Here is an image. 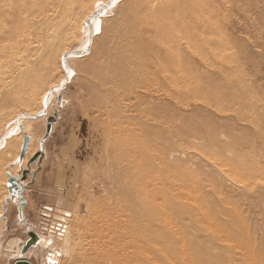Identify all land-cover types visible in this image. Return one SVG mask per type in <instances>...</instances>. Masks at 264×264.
Instances as JSON below:
<instances>
[{
    "label": "rangeland",
    "instance_id": "374dc122",
    "mask_svg": "<svg viewBox=\"0 0 264 264\" xmlns=\"http://www.w3.org/2000/svg\"><path fill=\"white\" fill-rule=\"evenodd\" d=\"M135 1L82 2L62 35L55 28L54 39L33 40L32 0H0V141L12 122L32 117L39 124L32 155L48 152L49 160L35 186L48 192L46 245L26 257L34 264H264V0L206 1L209 48L205 59L187 61L192 84L174 100L136 92L145 79L130 74L145 46L134 39L186 0ZM115 46L137 52V60L98 65ZM79 50L87 52L73 58L70 75L65 56ZM17 151L0 150V214L6 164ZM25 230L0 238L9 241L0 245V264L22 257L13 238Z\"/></svg>",
    "mask_w": 264,
    "mask_h": 264
},
{
    "label": "bare ground",
    "instance_id": "6f19581e",
    "mask_svg": "<svg viewBox=\"0 0 264 264\" xmlns=\"http://www.w3.org/2000/svg\"><path fill=\"white\" fill-rule=\"evenodd\" d=\"M85 1H88V0H32V23H30L29 26L30 27L32 26V38H33V40L37 37V35L39 38L45 39V40H48V38H50V37H52V39H54V35H53L52 31H54L55 28H56L55 30L59 29L60 34L62 35L65 28H67V25L69 24V23L66 24L63 21L70 18L71 16L76 15L77 9H80L82 2H85ZM136 1L141 2L142 0H136ZM151 1H149V2H151ZM154 1H152V3ZM206 1H208V0H186L185 1L186 5L184 4V6H183L184 8H182L181 11H179L180 9L176 10V11L172 10L176 7L173 6L174 8L173 7L171 8L170 7L172 5V3H171V5H169V9L170 8L171 9L170 10L167 9L168 12H166V13H168L167 14L168 16H166V17H168L169 20H167V21L163 20L165 17L163 19H162V17L165 14L162 13L163 16L161 15L162 16L161 19L164 22L159 18V16H160L159 15L158 18L156 17L157 19L155 21L159 20L158 22H161L160 25H158L159 24L158 22H155L158 24H154V21H153L152 22L153 25L149 24V25H147L148 28L146 30L142 29L144 31H142L139 35L135 34V35H138L137 36L138 38L135 37L134 41L136 43L140 42L141 44H143L145 46L144 47L145 51H143V53H142L143 49L137 51L138 54H137V52H134V54L135 55L137 54L138 56L137 55L136 56L139 57L142 62L141 61L137 62L139 64V65L137 64L138 68L136 67V68H134V70L132 69L133 72L130 74V76L132 78L136 77L139 80L141 77L142 79H140V80L145 79L146 83L145 82L142 83L143 81H141V83L143 84V85H141V87H140V85L136 86L137 83H135L136 87H138V88L140 87L139 90L136 91L137 93L144 94L147 96H151L152 98L156 97L158 100L159 99L163 100V97L174 100V99H176L177 95L182 93L183 88L185 89V91L189 89L190 85L192 84V79H193L194 75H193V72L191 73L190 71H187L185 69V65H186L188 60H193L192 58L199 57L200 59L202 58V60L205 59L206 53H207L206 52L207 48H209L208 47V45H209L208 44V41H209L208 40V38H209L208 37V31L210 33L211 29L208 28V23L210 22L209 17L211 16L212 13H211L210 8H208V6H207L208 2H206ZM209 1H211V0H209ZM175 2L176 1L174 0V3ZM185 2H183V3H185ZM183 3H181V4H183ZM181 4L180 3L178 4V8H179V5H181ZM219 4H220V2H219ZM209 5H211V4H209ZM143 6H142V8L147 7L146 5H145V7H143ZM220 7H222L221 11L223 13L224 12L223 9H225V8H223V6H220ZM142 8H140V9H142ZM162 9H163L162 7L161 8H155V10H153L152 12H154L155 14L158 15ZM216 9H218V8L216 7L215 10ZM215 10L213 8V11H215ZM216 11L218 12V10H216ZM219 11H220V9H219ZM221 11H220V13H221ZM163 12H164V10H163ZM228 13L226 15H228ZM230 14H231V12H230ZM217 15L219 16V14H217ZM217 15L216 16L214 15V16L218 18ZM136 17H137V14H136ZM149 17L154 18V15H153V17L152 16H149ZM224 17H226V16H224ZM142 20L144 21V19H142ZM137 21H140V20H137ZM140 22L142 24V21H140ZM145 22L150 23L151 21L150 22L145 21ZM162 22H163V24H162ZM211 22H212V20H211ZM94 23H95V30L97 32L99 30L100 23L98 20L94 21ZM84 24L85 23L83 22V25ZM141 24H140V27H142ZM133 26H134V23H133ZM134 28H136V27H134ZM142 28H144V27H142ZM139 29H141V28H139ZM208 29H210V30H208ZM178 31L179 32L183 31V35H179ZM130 35H132V33H130ZM130 35H129V37H130ZM209 36L211 37V34ZM55 39H56V36H55ZM128 39H130V38H128ZM136 39L138 40V42L136 41ZM158 41L163 42L165 46H163L162 48L158 47L160 45V44H158V43H160ZM127 42H128V40H127ZM135 42H133V43L135 44ZM128 43H130V42H128ZM140 43H138V45H140ZM164 48L166 51L164 50ZM139 49H140V47H139ZM185 49L190 52L189 55H185V53H184ZM121 50H123L121 47L115 46L114 48H112V50H107L106 52H104L102 58L100 60H97L96 62L98 63V65L101 64L100 66H105L108 63L110 64V61L113 59L116 61V64H115V67H116L118 64L120 65V62L122 60L128 59V61L131 60L132 62L135 59L137 60V57H135L133 52L129 55H126L125 53L123 54V52ZM140 51H141V53H139ZM139 54H141V55L139 56ZM78 56L79 55H72L69 58L71 60V62L69 61L71 64L70 75H72V73L76 72L74 67H73L74 65H73L72 61L74 60L73 59L74 57H78ZM185 57H186V59H185ZM138 61H139V59H138ZM132 62H130V63H132ZM206 63H207V61H206ZM123 66H124V64H123ZM133 67H131V68H133ZM130 76H128V77L131 78ZM138 80H137V82H138ZM53 98H54V100H57L56 94L53 95ZM37 122L36 121L34 122L33 118L30 119V117H29V119L28 118H25V119L22 118L21 119V124L29 136H32V133L35 131L36 127L39 125V124H37ZM18 124H17V122H12L7 127V129L5 130V133L3 134V138L0 141V150L12 149L15 147L16 138H18L17 136L20 133V127H21V126H18ZM36 130H38V129H36ZM23 135H24V133H23ZM37 153L38 152H35L32 156L34 157ZM45 156H46V153L44 152L43 157L41 159H37L36 162L34 163V165H31L32 171H30V173L34 172V169H33L34 166H37L38 164H42L43 160L45 159ZM19 161L20 160L18 157H16V159L13 161L14 162L13 168L11 167L12 168L11 171L9 170L10 173H12V175H14L15 169L18 170L17 168L19 167L22 170H24L23 168H24L25 164H27L26 161H25V163L23 162L22 164H20ZM16 164H17V167H15ZM28 168H29L28 170L31 169V167H28ZM12 170L14 171V173ZM15 174H17L16 176H20V178H22V174H18V172ZM26 181L27 180L20 181L23 188H24L23 184ZM7 184H8V182H7ZM8 187H9V184H8ZM24 191H25V188H24ZM11 198L14 199V198H16V196H10L9 192H8V195L6 196V200L11 199ZM17 198H18L17 205L19 208V204H20L21 200L19 197H17ZM23 198H24V196H23ZM18 212H19V210H18ZM19 217H20V214H19ZM23 218L26 219V216L24 214V210H23ZM42 245L44 246V245H46V243L42 242V240L40 239L39 244L33 249L36 250V248L38 246H42ZM1 249H2V247H1ZM22 250H23V248L22 249L19 248L17 250L18 256H25V257L28 255L32 256V253H33L32 248L28 251L29 253L27 252L26 255H23ZM1 258H2V251L0 250V262L2 260ZM27 260H29V259L27 258ZM30 262L33 263L32 261H30ZM54 262L55 261H52V263H54Z\"/></svg>",
    "mask_w": 264,
    "mask_h": 264
},
{
    "label": "crops",
    "instance_id": "0c3cea01",
    "mask_svg": "<svg viewBox=\"0 0 264 264\" xmlns=\"http://www.w3.org/2000/svg\"><path fill=\"white\" fill-rule=\"evenodd\" d=\"M30 119H32V117H30ZM18 126H21V127H20V133L17 136L18 138H16L15 146L18 147V151H17L16 157L19 158L20 157V154H21V149H22V144H23V138H24V135L27 134V132L23 128V126L21 124V121L19 122ZM23 133H25V134L23 135ZM30 138H31L30 146L28 148L27 155H26V157H25V159L23 161L24 163H25V161L27 162V164H25L26 167H28V163H29L30 158L33 157L32 156V152H31V148H32V136H30ZM16 157L14 158V160L16 159ZM47 159H48V152H47V157L45 156V159L43 160L42 164H38L37 165V168L38 169H37L36 174L33 177V181H32V173H30L28 175L27 181L23 184L24 185V188H25V191L23 192L24 193L23 196H24V199L27 201V205L23 209L24 210V214H25V216H27L28 213H30V214L35 213L36 216H37V219L35 220V222L34 221L32 222V220L31 221L28 220V218L21 219L19 217L18 205H17V202H18L17 196L14 199L13 198L8 199L9 201L6 200V196L8 195V192H9L8 191V184H7L8 180H9L8 172H10L11 169L13 168V165H14V162L13 161L14 160L12 162H9L8 164H6V171H5V173L7 175V179H6V188H7V191H6V194L2 198L3 201H4V206H2V214H0V230H1L0 233L2 234V236H0V238L1 239L2 238L4 239V237H6V234H5L6 231H8V230H10L12 228H21V229L26 228V230L23 231V236L21 238H19V237L13 238L14 240H16V241H14L15 243L21 244V248L24 247V245L26 244L27 240L29 239V237H28V226H27V224H29L31 227L32 226L34 227L39 222V218H38V214H39L38 212L40 211L39 210V207L41 205H44V207L42 206V208H44L46 211L49 210V207H47V206H49L48 205V197L45 194V193H48V192L45 190L44 191L45 193H43L44 195L41 192L38 194V193H36L37 190L35 189V186L37 185L36 178L38 179V176H39V179H41V176L44 175L43 173H45V170L47 168L46 161H49ZM15 167H17V164H16ZM30 171H32V166H31ZM13 173H14V171H13ZM1 175H2V170L0 169V176ZM16 175L17 174L14 173L13 176H16ZM32 186H33V190H32ZM50 187L51 186L45 185L44 186V189H48ZM0 190H1V187H0ZM46 219L47 218H45V220ZM8 242L9 241H1L0 240V245L2 243H5L6 244ZM14 256H17V255H14Z\"/></svg>",
    "mask_w": 264,
    "mask_h": 264
},
{
    "label": "water",
    "instance_id": "95a60500",
    "mask_svg": "<svg viewBox=\"0 0 264 264\" xmlns=\"http://www.w3.org/2000/svg\"><path fill=\"white\" fill-rule=\"evenodd\" d=\"M87 50H82V51H75L72 53H69L65 56V61H67L72 55H82L86 52ZM59 104L61 103V97L58 100ZM59 114L55 115V118H58ZM55 120L53 118H50L47 126H46V134L42 140V143L45 142L51 135L52 133V127H53V122ZM31 138L29 135L25 134L23 138V144H22V149H21V154L19 157V163L22 164L24 161V158L27 155L28 148L30 146ZM44 155L43 151L38 152L29 162L28 167H31L37 159H41ZM22 178L20 176H13L12 173L8 172L9 180H8V190H9V195L10 196H17L20 198V204H19V214L21 219H23V209L27 205V201L23 198V192L24 188L21 185L20 181H25L30 174V170H23L22 171ZM28 226V237L29 239L27 240L26 244L23 247L22 253L23 255H26L27 252L31 248H35L39 244V240L41 239L40 236L33 230V228L27 224ZM13 264H33L29 260L25 258V256H22L21 258L17 259Z\"/></svg>",
    "mask_w": 264,
    "mask_h": 264
},
{
    "label": "built area",
    "instance_id": "2783aa9c",
    "mask_svg": "<svg viewBox=\"0 0 264 264\" xmlns=\"http://www.w3.org/2000/svg\"><path fill=\"white\" fill-rule=\"evenodd\" d=\"M42 210V209H41ZM39 213L41 214V216H42V218H43V221H42V223H41V229H40V231L39 232H36L39 236H40V238L41 237H44L45 235V233L47 232V229H48V226H46L47 224H46V222H49V221H47V220H49L50 219V214H48V213H50L49 212V210H45V209H43L41 212L39 211ZM45 218H47L46 220H45ZM32 228H34V227H32Z\"/></svg>",
    "mask_w": 264,
    "mask_h": 264
}]
</instances>
